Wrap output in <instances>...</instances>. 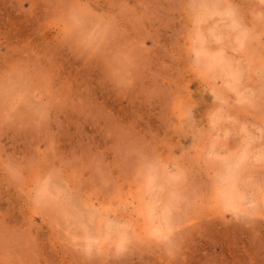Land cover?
Instances as JSON below:
<instances>
[{
    "label": "clouds",
    "instance_id": "clouds-1",
    "mask_svg": "<svg viewBox=\"0 0 264 264\" xmlns=\"http://www.w3.org/2000/svg\"><path fill=\"white\" fill-rule=\"evenodd\" d=\"M6 3L0 264H264V0Z\"/></svg>",
    "mask_w": 264,
    "mask_h": 264
},
{
    "label": "rangeland",
    "instance_id": "rangeland-1",
    "mask_svg": "<svg viewBox=\"0 0 264 264\" xmlns=\"http://www.w3.org/2000/svg\"><path fill=\"white\" fill-rule=\"evenodd\" d=\"M5 19H10L13 23L19 25L18 29V35L20 36H27L29 35V29L25 27L22 24H19V18H17L14 14V11L12 8L8 6L6 3V0H0V20H5ZM39 43V41H34ZM61 59L64 62V67H65V72L69 74L72 77H76L80 80H83L85 83H94V78L98 75V73L93 72L91 70H81L79 68L78 62H75L71 57H67L64 54H61ZM94 94L96 95L97 99L100 102H103L107 107L112 108L114 111H117L118 105L112 100L110 95L103 89L96 88L94 89ZM123 115V113H118ZM85 132L88 134H92L94 132L93 129H91L88 126H85ZM75 132V129L69 126V136L65 140V146L67 147L69 145L70 141H73L72 133ZM208 228V233L210 236H215L219 242H220V247L223 249L224 247V239L226 237H231L232 239H235L237 237V234L239 232L238 229H231L230 233L228 232H217L213 228L209 226H205ZM241 237V242L243 239V234L239 233ZM203 247H207L206 244L202 245Z\"/></svg>",
    "mask_w": 264,
    "mask_h": 264
}]
</instances>
